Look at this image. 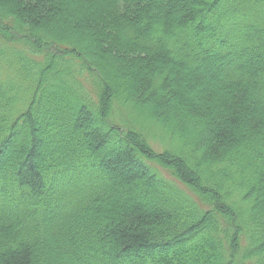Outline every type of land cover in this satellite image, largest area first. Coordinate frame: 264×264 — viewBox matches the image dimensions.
Returning <instances> with one entry per match:
<instances>
[{
  "label": "trees",
  "instance_id": "obj_1",
  "mask_svg": "<svg viewBox=\"0 0 264 264\" xmlns=\"http://www.w3.org/2000/svg\"><path fill=\"white\" fill-rule=\"evenodd\" d=\"M0 264H264V0H0Z\"/></svg>",
  "mask_w": 264,
  "mask_h": 264
},
{
  "label": "rangeland",
  "instance_id": "obj_2",
  "mask_svg": "<svg viewBox=\"0 0 264 264\" xmlns=\"http://www.w3.org/2000/svg\"><path fill=\"white\" fill-rule=\"evenodd\" d=\"M149 142H150V144H151V143H154L155 146H157V143H156V142H154V141H149ZM161 173H162V175H164L166 178L169 177V176L166 174V172H164L163 170H161Z\"/></svg>",
  "mask_w": 264,
  "mask_h": 264
}]
</instances>
